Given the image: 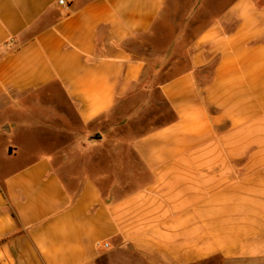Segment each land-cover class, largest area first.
I'll list each match as a JSON object with an SVG mask.
<instances>
[{"label": "crops", "instance_id": "1", "mask_svg": "<svg viewBox=\"0 0 264 264\" xmlns=\"http://www.w3.org/2000/svg\"><path fill=\"white\" fill-rule=\"evenodd\" d=\"M168 2L0 0V264H264V0H196L171 118L105 127Z\"/></svg>", "mask_w": 264, "mask_h": 264}, {"label": "rangeland", "instance_id": "2", "mask_svg": "<svg viewBox=\"0 0 264 264\" xmlns=\"http://www.w3.org/2000/svg\"><path fill=\"white\" fill-rule=\"evenodd\" d=\"M195 3L196 0H169L153 29L134 39L131 46L133 56L144 59L148 64L146 89L124 102L113 114L122 120V123L105 125L108 130L111 128L112 132L138 135L171 118L170 111L160 97L151 91L188 65L189 41L197 36L208 22L204 12H197ZM78 142L68 141V157L74 164L80 163L82 159L80 151L85 152L84 149L80 150V141Z\"/></svg>", "mask_w": 264, "mask_h": 264}, {"label": "built area", "instance_id": "3", "mask_svg": "<svg viewBox=\"0 0 264 264\" xmlns=\"http://www.w3.org/2000/svg\"><path fill=\"white\" fill-rule=\"evenodd\" d=\"M58 4H64V0H58ZM96 245H98V246H99V245H100V243H99V242H97V243H96ZM103 246H105V247H106V246H107V243H104V244H103Z\"/></svg>", "mask_w": 264, "mask_h": 264}, {"label": "water", "instance_id": "4", "mask_svg": "<svg viewBox=\"0 0 264 264\" xmlns=\"http://www.w3.org/2000/svg\"><path fill=\"white\" fill-rule=\"evenodd\" d=\"M96 137H97V138H99V137H100V135H99V134H97V135H96Z\"/></svg>", "mask_w": 264, "mask_h": 264}]
</instances>
